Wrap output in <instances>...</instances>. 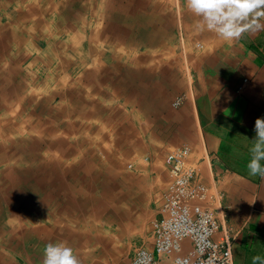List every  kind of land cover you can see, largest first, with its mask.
<instances>
[{
    "label": "rangeland",
    "instance_id": "obj_1",
    "mask_svg": "<svg viewBox=\"0 0 264 264\" xmlns=\"http://www.w3.org/2000/svg\"><path fill=\"white\" fill-rule=\"evenodd\" d=\"M8 1V9L0 11V22L6 25L0 28V105L5 104L0 109V124L5 121L21 127L18 132L6 133L10 140L5 145L24 142V156H37L32 163L27 157L17 161L16 154L0 158V239L6 238L3 234L14 239L22 235L28 237L29 247L35 248L58 237L57 243H65L77 256L92 252L96 264H128L137 246L152 243V220L173 181L166 159L171 149L160 142V130L153 132L146 126L152 121L159 124L157 115L163 121L167 115L166 99L159 96L163 90L154 95L157 76L153 75V84L146 78L137 79L128 59L136 55L146 61L156 56L157 49H150V44L163 40L172 53H182V34L177 28L191 16L185 0H173L174 16L159 23L166 28L138 23L150 22L140 0H34L38 11L33 15L20 8L28 0ZM126 8L130 12L123 13ZM8 10L13 11L10 17L17 19V24L25 20L22 29L8 23ZM39 20L38 28H30ZM174 100L172 105L177 108ZM41 118L43 124L32 127ZM150 134L151 139L158 137L161 145H152ZM31 142L38 144L29 145ZM48 158L57 166L71 165L68 171H53L66 172V180L67 174H75L76 186L59 195L56 191L46 194L42 186L50 187L49 182L39 184L34 170ZM118 188L122 189L117 205L121 212L134 209L137 214L126 226L122 220L93 222L88 209L99 206ZM50 195L54 200L45 201ZM135 197L139 199L133 200ZM33 199L48 203L46 209L51 211L42 217L44 229L54 225L60 233L50 235L45 243L40 242L38 232L26 233L37 223L19 202L28 207ZM91 223L97 225L96 230L88 229ZM76 232L103 240L95 239L83 247L82 241L65 236Z\"/></svg>",
    "mask_w": 264,
    "mask_h": 264
},
{
    "label": "crops",
    "instance_id": "obj_2",
    "mask_svg": "<svg viewBox=\"0 0 264 264\" xmlns=\"http://www.w3.org/2000/svg\"><path fill=\"white\" fill-rule=\"evenodd\" d=\"M190 15L177 28L182 53H172L163 40L148 42L150 49H157L156 56L145 61L134 55L128 60L137 79L153 84V75L157 76L153 94L163 90L159 96L166 99L164 121L157 115L159 124L152 121L146 126L160 130L166 149L190 147L188 162L196 169L193 183L208 187L209 204L220 219L215 238L232 237L235 264H253L254 256L264 259V178L250 175L248 169L255 121L264 117V31L224 41L198 30L200 18ZM178 94L185 100L175 108L172 103ZM153 137L152 145H161ZM3 235L0 264H43L39 244L30 248L28 237Z\"/></svg>",
    "mask_w": 264,
    "mask_h": 264
},
{
    "label": "built area",
    "instance_id": "obj_3",
    "mask_svg": "<svg viewBox=\"0 0 264 264\" xmlns=\"http://www.w3.org/2000/svg\"><path fill=\"white\" fill-rule=\"evenodd\" d=\"M184 100L182 94L174 105ZM189 155L187 145L168 152L173 181L159 216L152 220V244L137 246L128 264H176L177 259L181 264H229V259L235 264L232 237L215 238L220 219L209 204L208 187L193 183L196 169L188 162Z\"/></svg>",
    "mask_w": 264,
    "mask_h": 264
},
{
    "label": "bare ground",
    "instance_id": "obj_4",
    "mask_svg": "<svg viewBox=\"0 0 264 264\" xmlns=\"http://www.w3.org/2000/svg\"><path fill=\"white\" fill-rule=\"evenodd\" d=\"M131 1H134V0H131ZM35 1L34 0H28V2L24 5L21 4L20 8H23L25 7L28 15L30 14H35V12L38 11V8H36L35 6ZM125 2V1H124ZM173 0H140L139 4H142V7L143 9L145 10V8L147 9V12H149V17H148V21H145L143 20V23L142 22H138L139 24L143 25L142 27H147V28H162L163 25H160L159 23L164 19H168V17H173L174 16V7H173ZM92 3V2H90ZM95 3V2H94ZM93 3V4H94ZM131 3V2H130ZM10 5V1L8 0H0V11L1 10H4L6 9V6H7V9H8V6ZM92 5V4H91ZM178 5V4H177ZM137 6V5H136ZM19 9V11H22V9ZM127 9V8H126ZM127 11L130 12V9H127L126 11H124L123 13H127ZM181 12V11H180ZM13 13V11L11 10H8L7 12H5V17H10L11 14ZM178 13V12H177ZM186 13V12H185ZM41 14V13H40ZM187 14V13H186ZM182 16V15H181ZM185 16V15H184ZM22 16H20L21 18ZM14 18V17H13ZM38 19H41V18H38ZM59 18H57V21H58ZM14 20H17V19H9L8 23H12L14 22ZM27 21V20H26ZM35 21V19H34ZM42 20H39L36 21V23L34 25H32L30 28H38V24L41 23ZM56 19L54 18L53 19V22H55ZM60 22L59 23H65V20H59ZM133 23H136L133 22ZM104 24V23H103ZM14 25H20V28L22 29V27H24L26 24H25V20H21L19 21V24H17L16 22H14ZM71 24L69 23L68 25H64V26H70ZM157 25H159V27H157ZM172 25V24H171ZM195 25V24H194ZM6 25L5 23H1L0 22V28H4ZM44 26V25H43ZM40 27V26H39ZM20 28H18L20 30ZM163 28H166V27H163ZM170 28V27H168ZM111 37V36H110ZM139 38V36H138ZM155 39V38H154ZM159 40V39H158ZM134 42V41H133ZM103 43V42H102ZM141 43V42H140ZM138 45V43H137ZM80 47V46H79ZM81 49V48H80ZM95 50V48H94ZM93 51V50H92ZM91 52V51H90ZM38 56H40V53H38ZM102 56V55H101ZM89 57V56H88ZM97 60V59H96ZM98 70H96L97 72ZM49 78V77H48ZM77 96V95H76ZM2 105H0V109L3 108L5 106L4 103H1ZM34 118V117H33ZM44 118H41L39 119L35 124H32V127L34 126H40V124H43V120ZM32 120V119H31ZM17 124L13 125L12 123L10 124L7 123L5 124V121L0 124V134L1 136L4 138V139H1L0 140V158L2 159H5V157H9V156H12L14 157V154H16V157L15 159L17 161H19L20 159H22V161L25 160V157L29 158V163H32V161L34 162V160H36V156L37 154H33V155H27V156H24L23 154V150L24 148L27 146L25 145L24 142L21 143H15V146L13 147H10L9 145H5L6 144V140H10V138H8L6 136V133L10 132H18V130L21 128H18L17 129ZM5 136L7 138H5ZM5 140V141H4ZM36 144H38L37 142L33 143L31 142L29 145H33V146H37ZM57 146V145H56ZM67 146V145H66ZM72 146V145H71ZM75 148V147H73ZM41 149V148H40ZM34 150V148H33ZM38 150V149H37ZM19 158V160H18ZM41 158V157H40ZM13 160V159H12ZM52 159L49 160L48 158V161L38 165L36 170H34L37 174V179H38V182L39 184H41V181L43 184H46L47 181L49 182L48 185H50V187H44L42 186L43 190L46 192L47 194V191L48 192H52V191H56L57 193H55L56 195H59L61 192H68V190L70 188H72L74 185L76 186L75 184V180H77L78 178H76V175H72L71 173L67 174V180L64 179L63 175L66 174V172L62 175L61 173L59 174L58 172L56 171H53L55 168L56 169H67V171L69 170V167H71V165H60V166H57L56 164H53L52 162ZM36 167V166H35ZM30 168H34L33 166H31ZM50 171H53V174H49V175H42V173L44 172H50ZM9 172V171H8ZM66 177V176H65ZM2 178V177H1ZM22 178V177H21ZM26 178V177H25ZM27 184V183H26ZM97 184V183H96ZM95 184V185H96ZM3 185V184H2ZM104 185V184H103ZM102 185V186H103ZM13 186V185H12ZM28 186V185H27ZM56 186V187H55ZM99 186V185H98ZM118 185L116 184V187ZM90 187V186H89ZM100 187V186H99ZM97 187V188H99ZM23 188V187H22ZM89 189V188H88ZM120 190H122L121 188H118V189H115V191H113V193L109 194V197H107L99 206H92L91 208H89V213L92 215V217L94 218V221L93 222H98L96 220H100L102 221L101 219H103L104 222H115L117 220H122L121 223L123 226H126L127 223L129 224V221L132 217H134L135 214H137L135 212L134 209H131L130 211H127L126 212H121V209L117 206L118 205V202L120 201L119 200V197H121V192ZM26 192V191H25ZM54 194V195H55ZM4 195V194H3ZM135 195V194H134ZM51 196V195H50ZM48 196V199H44L45 201H48V202H51V200H54L53 199V196ZM91 196V195H90ZM102 196V195H101ZM50 197V198H49ZM16 198V197H15ZM46 198V197H44ZM57 198V197H56ZM105 198V197H104ZM139 198H134L133 200H137ZM119 200V201H118ZM28 203L30 205H28V207H25V206H22L21 205V202H19L20 204V208L23 209V208H27V211L25 212L28 216H33L31 218V220H33V222L37 223L35 224V226L33 227L34 229H29L26 233L28 232H38V237L40 238V242L42 243H45V241H49V239H51L50 237L51 236H54V235H58L60 234L59 233V230L55 229V226L54 225H50L48 226V228H45L43 227V224L44 223V219H42V217H44L45 215H49V213H51V211L49 212L47 209H46V204H42L40 203L38 200H34L29 202ZM15 206V205H14ZM49 206V205H48ZM87 210V209H86ZM15 212V211H14ZM7 214V213H5ZM23 214V213H22ZM32 214V215H31ZM23 216V215H22ZM4 218V217H3ZM32 223V222H31ZM40 223V224H39ZM22 228V227H21ZM97 228V225L96 224H90L88 225V229H93V230H96ZM125 229V228H123ZM33 234V233H32ZM29 235V234H27ZM35 235V234H34ZM51 235V236H50ZM65 236L70 238L71 240L73 241H82L83 243V247L84 246H89L95 239L97 240H103V238H97L96 236L92 237L91 234H88L87 232H83V236H79L77 234V232L74 234L72 233H65ZM30 238V237H29ZM117 238V237H116ZM58 237L51 240L50 242L52 243H57L58 241ZM39 249H44L45 248V245H42L40 244L39 245ZM84 255L87 256V259H85V257H83ZM80 258V260L82 261V264H96L97 262L95 261V258H93V253L92 252H88L86 254H83V255H80L78 256Z\"/></svg>",
    "mask_w": 264,
    "mask_h": 264
},
{
    "label": "clouds",
    "instance_id": "obj_5",
    "mask_svg": "<svg viewBox=\"0 0 264 264\" xmlns=\"http://www.w3.org/2000/svg\"><path fill=\"white\" fill-rule=\"evenodd\" d=\"M185 4L188 11L200 18L196 24L198 30L215 33L224 41H238L245 33L264 31V0H185ZM254 130L249 174L264 178V166L261 165L264 161V117L256 119ZM43 255V264H82L73 249L62 242L48 243ZM252 261L253 264H264L259 255ZM176 264L181 261L177 259Z\"/></svg>",
    "mask_w": 264,
    "mask_h": 264
}]
</instances>
